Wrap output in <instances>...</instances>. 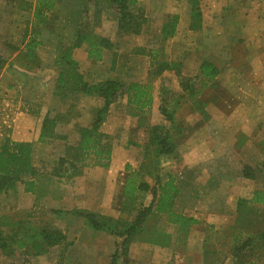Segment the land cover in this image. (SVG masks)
I'll return each mask as SVG.
<instances>
[{
  "label": "rangeland",
  "instance_id": "374dc122",
  "mask_svg": "<svg viewBox=\"0 0 264 264\" xmlns=\"http://www.w3.org/2000/svg\"><path fill=\"white\" fill-rule=\"evenodd\" d=\"M146 16V23L143 31L139 35L121 34L118 32L114 14L109 13L108 17H103L102 22L96 27L97 31L103 36L109 37L114 42L117 51H121L122 58L110 55L114 59L116 71L114 78H126V80H138L148 82L147 69L151 64V51L158 52V59L162 61H176L173 64L180 66V73L177 71L166 70L164 77L167 78V87L181 92L179 81L182 76L196 78L197 62L202 59H211L218 63L220 75L216 85L202 90L199 103L192 104L186 99L177 106L178 113L176 117L181 120L186 129L183 131L185 137L198 126H205L206 134L198 138V146L202 151L197 155L198 159L207 161L212 158V163L205 162L203 173L215 177L229 174L236 175V184L231 201L234 197L247 195L257 183L247 181L241 177L243 168L251 166L252 172L258 175L260 183L257 188H264V36L257 39L259 32H264V25H255L259 13L264 16V0H198V9L202 14L201 30L202 34L190 38L189 27L191 23H197V16L192 17V0H138ZM31 3V7L27 5ZM36 0H0V56L7 61L5 67L0 69V146L9 142H26L19 138L30 137L24 134L14 139V132L23 133L24 130L31 127V131L36 132L40 123L39 118L30 115L29 111L41 110L39 115H45L47 111L55 109L58 99L53 95L57 79V69L54 66L56 46L59 40H62L63 32L75 28L78 16L82 10V0H63L60 4L57 16L47 20V25H41L42 35L40 40L43 44L39 46L35 66L30 71H26L16 61V56L24 49L28 37H23L27 31L31 32L33 27V12ZM245 5L235 7L237 4ZM235 4V5H234ZM248 9L247 13L244 9ZM179 14L178 31L174 39L165 40L162 34V27L166 22L167 14ZM248 13L251 15L248 16ZM220 17L217 19V15ZM81 15V14H80ZM62 19V20H61ZM49 21V22H48ZM249 23L251 28H245ZM198 25V24H197ZM66 33V32H65ZM67 39V38H65ZM71 39V37H70ZM185 39H191L196 45L197 50H184ZM69 40V38L67 39ZM259 46H256L257 44ZM256 46V48H255ZM118 54V52H117ZM151 56V57H150ZM202 58V59H201ZM201 59V60H200ZM116 60V62H115ZM20 62V61H19ZM109 60H105L107 64ZM118 62V63H117ZM255 62V63H253ZM112 63V62H111ZM170 63V62H169ZM104 64V65H105ZM12 65V66H11ZM151 68V66H150ZM149 68V69H150ZM130 77H133L130 79ZM198 81V79H197ZM162 80L155 82L154 95H158ZM199 84L198 82H195ZM159 98V96H158ZM84 106L97 105L94 98H85ZM159 99H157L156 105ZM126 103L123 101L122 105ZM203 104V105H202ZM155 106V109L157 108ZM124 111V107H122ZM147 113L146 125L143 128L130 129L123 128L115 136L118 137L114 143L122 146L116 160V169L114 173L118 174V179L125 182L127 177L135 171H140L142 180L149 183L152 187L157 182V174L164 177L169 174L179 173V167L173 166L174 160H160L158 172L156 171L154 158L155 150L151 148L150 156L144 155V146L149 141V128L151 125L160 123L163 116L156 110ZM27 110V113L25 112ZM203 110V111H202ZM52 114V113H51ZM179 122V121H178ZM68 129V128H67ZM67 129L63 128L62 134H68ZM193 132V131H192ZM31 138V137H30ZM114 138V137H113ZM181 138V134L179 135ZM62 140H48L43 143H37L35 150V163L39 170L38 182L41 195L35 200V208H24L25 204L19 199V192L24 189L20 183L17 191H9L8 196L0 198V223H11L18 219L24 220L30 229L27 234L30 236L34 232H41L45 225L61 230L66 234V239L60 242V245L49 248L48 252L40 255H34L25 249H18L11 254H3L0 249V264H83V258L88 252L83 244L74 246V241L79 235V227L82 226L84 219L76 214H71L62 207L75 209L73 201L69 200L66 204H61L65 198H68L83 186L84 170L82 169L78 177H72L70 174L76 171L74 168H67L65 174L54 175L57 168V161L64 151L66 143ZM201 142V143H200ZM235 143L239 144L237 149ZM202 146H201V145ZM129 148V149H128ZM210 157V158H209ZM154 159V160H153ZM98 174L88 181L92 187L93 193L85 198L86 203L77 206H87L93 208L97 204L98 192L110 194L113 188L110 181L103 184L104 178L108 173ZM64 172V170L62 171ZM157 173V174H156ZM107 175V177H105ZM139 176V180H140ZM231 180V182H230ZM233 178H225L220 185L213 190L225 191L232 186ZM121 184V183H120ZM118 183L115 188L113 198L120 199L122 186ZM208 184V183H207ZM210 185V184H208ZM121 186V187H119ZM207 186V185H206ZM120 188V189H119ZM105 191V192H104ZM210 202H217L219 197L216 192H210ZM78 197V196H77ZM106 198V197H105ZM117 198V199H116ZM76 199V198H75ZM152 194L147 191V195L138 203L149 205ZM236 199V198H235ZM136 207H142V205ZM207 208H212L208 203ZM214 205V204H212ZM123 207L122 211L110 209H101L95 213L100 216L111 217L128 222H133L137 215L136 209ZM215 206H213V209ZM84 209V208H82ZM119 209V208H118ZM120 210V209H119ZM60 211V213H59ZM264 213V211H262ZM259 213L254 211L250 216L253 221L251 229L255 231L263 230L262 224L257 220ZM262 215V214H261ZM7 216V218H3ZM205 221V217L203 218ZM165 220L153 212L146 219V226L138 237H145L153 229H157L156 224H162ZM202 227L206 229L207 223ZM4 225V224H3ZM2 225V226H3ZM6 225V224H5ZM26 225V226H27ZM243 228V227H242ZM209 229V228H207ZM251 230V231H253ZM211 233V229H209ZM229 230H222L219 237L211 242L210 249L215 251L221 247V240L226 239L225 235ZM98 232V231H97ZM95 232V233H97ZM101 233V232H100ZM94 239L95 243L102 244L104 249L107 245L111 246L108 239L102 235ZM28 236V237H29ZM26 237V236H25ZM82 241L85 238L81 239ZM217 241V243H216ZM225 248L226 246L223 245ZM225 251V250H224ZM105 253L101 254L103 256ZM107 255V254H106ZM76 258V259H74ZM105 258V255H104ZM229 263V262H227Z\"/></svg>",
  "mask_w": 264,
  "mask_h": 264
},
{
  "label": "trees",
  "instance_id": "16d2710c",
  "mask_svg": "<svg viewBox=\"0 0 264 264\" xmlns=\"http://www.w3.org/2000/svg\"><path fill=\"white\" fill-rule=\"evenodd\" d=\"M82 1L81 15L79 14L78 21L75 23V39L62 38L56 46L54 66L58 71L53 93L61 101H66L69 97L79 98L86 95L87 97L101 98L103 104L99 107L94 121L89 126L80 127V138L77 144L67 145L64 155L59 157L57 161V168L53 174L59 176L63 170L70 167L76 170L74 171L75 175L87 166L110 167L113 146L108 141L107 135L101 131V126L109 116L110 106L121 99H125L134 115H142V118H145L146 110H150V106L153 104L155 82L161 78V88L158 91L160 100L158 107L163 120L149 127V141L144 146L145 156H150L151 148L155 150L154 158H157L155 167L158 172L159 158L173 154L177 145L185 138L183 131L186 127L176 117L178 113L177 106L185 98L192 104L199 103L200 100H197V97L200 92L209 86L214 87L216 85L219 70L211 61H203L197 76L199 84L195 86L193 77L182 76L179 81L181 88L179 93L167 87L168 80L163 75L166 70L170 69H177V74H179L181 71L179 66L166 61H158L157 55H155L152 57L153 62L147 83L121 79H111L95 84L88 82L79 70V63L74 57V51L76 48L84 47L88 51L89 57L94 60H101L104 50L113 47L110 38L103 36L96 29L102 22L103 17H108L109 13H113L119 33L138 35L143 31L146 16L142 7L138 4V0ZM62 2L63 0H36L33 7V27L31 32L27 29L24 33L23 37H28L27 43L16 56V61L26 71H30L35 66L38 55L37 50L43 44V41L40 40L42 35L41 25H47L46 22L50 16L52 18L57 16ZM192 2V13L197 16L198 22L193 23L191 27L196 28L201 22L202 14L198 9V0H192ZM27 5L31 7L32 4L27 3ZM178 22L179 16L174 15L163 24L162 34L165 39L176 34ZM6 64V59L0 56V69L5 67ZM59 118L64 119V115L59 113L53 118L50 114H47L43 121L40 134L41 140L45 141L47 137H54L53 128ZM180 134L181 138H179ZM252 169L251 166H245L242 173L245 177H254L257 174L254 171L252 172ZM139 173L140 171H135L129 175L124 190V206L134 207L137 211L133 222H122L96 213H80L95 230H104L122 238L118 244L117 252L113 256L112 264H130L131 261L128 256L130 241L136 234L143 231V224L146 222L147 217L153 213L155 206L157 211L166 212L167 208L172 207V198L174 199L179 193V189L174 183L163 182L160 174L156 173L157 182L151 187L148 182L142 180V175ZM38 174L39 170L35 165L32 142L12 143L7 141L0 146V196L5 192L16 191L18 185L22 183L25 191L36 193L40 197ZM139 176L141 177L140 180ZM147 191L152 194L150 204L138 203L146 197ZM159 191L164 194L158 197ZM260 203L264 204V192L262 190H256L251 200L240 198L238 201L234 225L235 229L239 230L238 234L234 236V241H236L235 255L240 259L237 264H264V258L262 259L263 262L259 261L260 256L264 257V229L259 232L253 230L249 235L250 237L244 241H242L243 232L240 230L250 221L249 215L254 210L259 213V210L256 209H258ZM141 204H143L142 207H136ZM170 209L167 210V213L171 221L177 223H191L193 221V219L177 214ZM257 216V220H259L260 215ZM29 231L28 225L26 226L23 221L15 223L11 234H4L3 229L0 227V249L6 254H11V252L23 248L34 255H42L48 252L49 248L60 245V242L66 239L64 232L49 225H45L41 232H34L30 236L27 234ZM248 246H251V248L250 254H246L247 260L244 259L243 251ZM257 253H261L257 255L259 257L255 256ZM254 257H256L255 260Z\"/></svg>",
  "mask_w": 264,
  "mask_h": 264
},
{
  "label": "crops",
  "instance_id": "0c3cea01",
  "mask_svg": "<svg viewBox=\"0 0 264 264\" xmlns=\"http://www.w3.org/2000/svg\"><path fill=\"white\" fill-rule=\"evenodd\" d=\"M199 2V1H198ZM235 7H241L244 4H238ZM235 5V4H234ZM199 6V5H198ZM248 9H244V11L247 13ZM200 11V8H199ZM192 17L194 16L193 13L191 12ZM174 15H178V13H173L171 14L168 13L166 17V22L170 20V18ZM251 15V13H248V16ZM147 16V15H145ZM217 19L220 17V14L216 15ZM180 18V17H179ZM202 19V17H201ZM62 20V19H61ZM164 22V23H166ZM257 24L254 22L255 25L263 26L264 25V16L259 13V16L257 18ZM201 23V22H200ZM193 23H191L192 25ZM190 25L189 27V33H190V38L196 37L202 34L203 30H201V24L199 26H196V28H192ZM254 25H251L249 23L246 24L245 28H251ZM163 28V27H162ZM177 31H178V25H177ZM176 31V34H177ZM66 32V33H65ZM63 32V37L71 39H75V28H73L72 32L70 33V30H67ZM175 34V35H176ZM139 35V34H138ZM169 37L166 38L165 40H171L174 39V37ZM262 36H264V32H259L257 35V39H260ZM189 43L188 40L185 39V45H184V50L188 49L190 50H197L196 45L192 49L190 46L194 44L192 41ZM113 42V41H112ZM264 43V42H262ZM257 44L256 46H259L260 44ZM255 46V48H256ZM56 50V48H55ZM118 52V54H117ZM152 53L150 55L155 56L157 55V60L162 61L158 59V52L156 51H151ZM114 54V56H118V58H122L121 56V51H117L115 48V44L113 42V47L111 49H105L102 55L101 60H94L91 57H89V53L86 50V48H76L74 51V57L79 63V70L80 72L84 75L85 80H87L90 83H99L101 81H107L111 79H121L125 81H131V80H126V78L120 77V78H114L115 76L113 73L116 71L115 68V63L114 59L111 58L110 60V55ZM151 57V56H150ZM202 59V58H201ZM200 59V60H201ZM105 60H109L107 64H105ZM208 60V59H202V61L197 62V67H196V78H193V83L198 82V73H199V68L200 65L203 61ZM166 61V60H165ZM213 64L216 65V67L219 70V74L216 77V82L219 80L218 77L220 75V67H218V63L216 61H213L209 59ZM112 62V63H111ZM116 62V60H115ZM152 58H151V64L149 63V68L150 66L152 67ZM166 62H176V61H166ZM118 63V62H117ZM255 63V62H253ZM105 64V65H104ZM147 69V74L149 75L150 69ZM180 68V66H179ZM174 70V69H170ZM177 71V69H175ZM181 70V69H180ZM182 77V74L181 76ZM133 77H130L132 79ZM198 79V81H197ZM138 81V80H135ZM142 82V81H140ZM146 83V82H145ZM199 83V82H198ZM195 86L196 83H194ZM211 88V86L207 87ZM202 91L197 97V100H202L201 99ZM56 99H58V104L54 107L55 109H51L47 111L45 115H39L41 113V110H32L29 111L30 115L33 117H37L40 119L38 123H40L37 127V131H31V127L29 129L24 130L23 133H18L14 132L15 136H13L14 139L19 138L20 135L17 134H24L25 136L30 137H25V138H19L20 140H26V142H32L33 143V155H34V160H35V150H36V145L37 143H43L48 140H62L68 142L69 138H72L71 143H66L64 147L63 153H61L63 156L66 150L67 145H75L79 141L80 138V127L84 126H89L93 121L94 118L96 117V114L99 110V107L103 104V101L101 98L98 97H91L88 96V98H94L97 100V105H88L87 104L84 106L83 101L85 102L86 95H82L79 98H73L69 97L66 101H61L58 96L53 95ZM158 95H154L153 99V104L152 106L156 105ZM186 99V98H185ZM123 101L126 103L124 106L122 105ZM190 102L189 100H187ZM159 101L158 104L156 105V109L152 106H150L151 113L155 109L158 113L159 111ZM122 107H124V111H122ZM110 111H109V116L105 123L101 126V131L105 133L108 137V141L113 146V153H112V158H111V163L110 167L105 168L103 166H87L84 167L83 170L85 171L82 178L80 180L83 181V186L78 189L77 192H75L74 196L71 194V196L68 198H65L64 201H62L61 204H66L69 202V200L73 201L74 208L68 209L65 207H62L63 209L60 210H66L69 213L76 214L78 216H81V212H89V213H95L101 209V207H105L103 209H110L114 211H122L124 207V201H125V195H124V190L125 186L127 183V179L125 182L122 180L120 181V178L118 179V174L114 173V169H116V160H117V155L120 149H124L122 146L118 145V143H114V140L118 139L115 134L119 132L123 128H130V129H135V128H143L146 125V120H147V113L148 111L146 110L145 113V118H142V115H134L131 110L129 109L127 102L125 99H121L115 103H113L110 106ZM25 112L28 115L27 110ZM59 113H62L64 115V119L58 120L57 124L55 125L54 129V137L46 138L45 141L40 139V134L42 131L43 127V121L44 118L47 116V114H50L51 117H56L59 115ZM67 118V119H65ZM63 128L67 129L68 134H62L61 131ZM146 128V127H145ZM149 130V128H147ZM193 131V132H192ZM190 132H187L188 135L181 141L173 154L170 155H165L161 158V160H174L173 161V166L179 167V173L176 174H169L164 177H162L163 182L165 183H174V185L179 189V193L172 198V207L170 210L174 211L177 214L183 215L185 217H189L193 219L191 223H177L173 222L170 219V216L167 213V208L166 212H159L156 210V206L153 210V212L159 214L164 221L163 225L162 224H156L157 229H153L151 233H148L145 237H138L136 234L135 237L130 241L129 247H128V256L130 259V264H237L238 261L240 260L238 256L235 255V245L236 241H234V236L238 234V231L235 229V221H236V209H237V204L240 198H246L248 200H251L254 196V193L256 190H262L264 192V188H257L258 183H260V180L258 178V175L248 178L245 177V175L242 173L243 178H246L245 180L247 181H253L254 183H257V186H254V188L247 194V195H240L238 197H234L233 200L231 201L232 194L234 193L235 189V184H236V175L233 174V176H230L229 174H224L219 177H214L209 176L207 174H204L202 167L204 166L205 162L212 163V158L208 159L207 161H202L201 159L197 158V155L200 154L202 151V148L198 146L199 142L197 141L198 138L200 139L203 137V135L206 134V129L205 126H198L197 128L193 129ZM114 137V138H113ZM201 143V142H200ZM201 145V144H200ZM202 146V145H201ZM234 147L237 149L239 147V144L235 143ZM129 149V148H128ZM210 158V157H209ZM36 165V163H35ZM37 166V165H36ZM106 169L107 171H110L111 175H105L103 180V184L107 185V182L110 181L112 183V190L111 192L112 197L108 199V194L105 196L104 193L98 192V200L97 204L93 208L87 206H77L75 204V201L78 204H85L86 200L85 198L88 197L91 193H93L92 187L89 186L88 181L92 182V178H96L98 174L100 173L103 174L105 173ZM66 170L62 172V174H65ZM68 173V172H66ZM72 177H78V175L75 174H70ZM233 178L232 181V186H230L227 190L225 191H220V190H213L214 185L215 189L220 185L222 180L225 178ZM107 181V182H106ZM231 182V180H230ZM118 183L122 186V191H121V196L120 199H117V202L115 198H113L114 195V190L116 188V185ZM210 185H208V184ZM167 185V184H166ZM207 185V186H206ZM121 187V186H119ZM234 188V189H233ZM120 189V188H119ZM17 191V189H16ZM216 192V194L219 195V197L216 198L217 202L211 203L209 200L211 198L210 192ZM105 192V191H104ZM164 194L162 191H159L158 197ZM1 196H8V192H5ZM0 196V198H1ZM78 196V197H77ZM106 197V198H105ZM39 198L38 194L25 191V189L21 190L19 192V199L23 201L25 204L23 205L24 208H35V200ZM76 198V199H75ZM236 198V199H235ZM87 199V198H86ZM75 200V201H74ZM210 204L212 208H207L205 207V204ZM214 204V205H212ZM213 206L215 208L213 209ZM256 207V206H255ZM84 208V209H82ZM120 210H119V209ZM255 209V208H254ZM253 209V210H254ZM259 210V215L260 217L263 216L264 219V204H259L258 209ZM255 211V210H254ZM253 211V212H254ZM252 212V213H253ZM60 213V211H59ZM250 214V216L252 215ZM98 214V213H96ZM262 214V215H261ZM84 221L82 223V226H80L78 229L79 230V235L76 237L74 241V246L76 245H81L83 244L84 248L88 251L86 253V256L83 258H77L79 260H83V264H112L113 261V256L116 254L117 249H118V244L120 243V240L122 238L116 237L113 234H110L104 230H95L85 219L84 216H81ZM205 217V221L203 218ZM1 218V217H0ZM3 218H7V216H4ZM258 220L262 224V220ZM18 221H24V220H16L12 221L11 223H0L1 229H3L4 234H11L12 229H14V225ZM25 223V222H23ZM204 223H207L206 229H203L202 227L205 225ZM4 224V225H3ZM6 224V225H5ZM3 225V226H2ZM25 225H27L25 223ZM146 226V222L143 224ZM253 225V221H249L243 228H240L242 230L243 235H242V241L245 239L249 238L251 234V227ZM211 229V233L209 229ZM264 229V227H263ZM224 230H229L227 234L225 235L226 239L223 241L221 240V247H217L215 251L210 249L211 242H213L215 236L219 237L221 235V231ZM98 231V232H97ZM255 231V230H254ZM262 231V230H260ZM97 232V233H95ZM104 235L107 239L108 242L111 243V246L108 244L107 249L102 246V244L95 243L94 239ZM259 232V231H258ZM82 238H85V240H81ZM217 243V241H216ZM226 246L225 248L223 247ZM250 248L251 246H248L247 248L244 249L243 255L244 259L246 258V254H250ZM225 250V251H224ZM3 254H6L5 252H2ZM105 253V258L104 255L101 256V254ZM107 254V255H106ZM261 253H257L255 256L259 257ZM119 255V253H118ZM254 257V260L255 258ZM261 262H263L264 257H259ZM76 259V258H74ZM247 259V258H246ZM263 259V260H262ZM248 260V259H247ZM229 262V263H227Z\"/></svg>",
  "mask_w": 264,
  "mask_h": 264
}]
</instances>
